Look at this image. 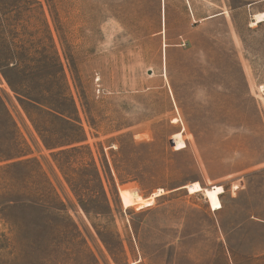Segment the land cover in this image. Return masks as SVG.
Listing matches in <instances>:
<instances>
[{
    "label": "rangeland",
    "instance_id": "rangeland-1",
    "mask_svg": "<svg viewBox=\"0 0 264 264\" xmlns=\"http://www.w3.org/2000/svg\"><path fill=\"white\" fill-rule=\"evenodd\" d=\"M261 14L264 0H0V97L19 160L47 175L18 165L11 187L0 171L20 200L0 201V264H264ZM125 187L164 192L124 207Z\"/></svg>",
    "mask_w": 264,
    "mask_h": 264
},
{
    "label": "trees",
    "instance_id": "trees-1",
    "mask_svg": "<svg viewBox=\"0 0 264 264\" xmlns=\"http://www.w3.org/2000/svg\"><path fill=\"white\" fill-rule=\"evenodd\" d=\"M67 100H69L68 97H66ZM40 103V102H39ZM47 112L51 115H55L60 117L61 119H64L66 121H72L75 120L73 118V114L77 112V110L74 108V111H70L65 106H56L54 104L47 103ZM0 121L2 126L4 127V130L6 132V136L4 137L5 143H7V146L5 148H0V163L5 162L4 165H1L0 171L2 172L1 179L8 180L7 177L4 176L6 172L12 171L14 167L18 165H22L25 168H30V166L34 163L38 165V170L42 176H44V181L47 182V175L42 169V166L38 159L36 158H26L25 160H19V158L25 157L28 155V152H25L21 150L20 144H19V135H18V127L16 124L15 119L13 118L12 114L8 110L6 104L0 97ZM76 140H70L67 141L65 144H51L48 141L46 143L48 148H56L59 146H64L68 144H72ZM66 151L62 150L60 153H65ZM13 180V178H10ZM8 186L11 185V187L14 185L11 184V182H7ZM11 190L7 191L6 193L0 194V201L6 200L3 203H7L9 205L16 204L20 200L17 198L14 188H10ZM27 189H30L29 187ZM5 196L8 197V199H5ZM2 199V200H1ZM1 203V202H0Z\"/></svg>",
    "mask_w": 264,
    "mask_h": 264
},
{
    "label": "bare ground",
    "instance_id": "bare-ground-1",
    "mask_svg": "<svg viewBox=\"0 0 264 264\" xmlns=\"http://www.w3.org/2000/svg\"><path fill=\"white\" fill-rule=\"evenodd\" d=\"M264 20V15H257L256 19L253 21L252 24H257ZM186 189H188L190 192H199L203 190V186L198 181H192L189 184H187ZM212 191H215V188H212ZM164 192L162 188L157 189L155 192L152 193V195L148 198H144L140 194L133 193L129 188L120 189L121 199L123 202L124 207H130L135 205H141L144 202H147L148 200H151L154 197H157L161 195Z\"/></svg>",
    "mask_w": 264,
    "mask_h": 264
},
{
    "label": "crops",
    "instance_id": "crops-1",
    "mask_svg": "<svg viewBox=\"0 0 264 264\" xmlns=\"http://www.w3.org/2000/svg\"><path fill=\"white\" fill-rule=\"evenodd\" d=\"M255 18V17H254ZM262 22V21H261Z\"/></svg>",
    "mask_w": 264,
    "mask_h": 264
}]
</instances>
